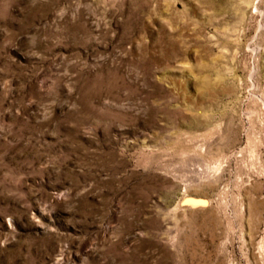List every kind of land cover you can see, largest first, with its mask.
I'll use <instances>...</instances> for the list:
<instances>
[{
  "label": "rangeland",
  "instance_id": "rangeland-1",
  "mask_svg": "<svg viewBox=\"0 0 264 264\" xmlns=\"http://www.w3.org/2000/svg\"><path fill=\"white\" fill-rule=\"evenodd\" d=\"M0 264H264V0H0Z\"/></svg>",
  "mask_w": 264,
  "mask_h": 264
}]
</instances>
